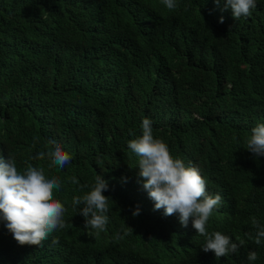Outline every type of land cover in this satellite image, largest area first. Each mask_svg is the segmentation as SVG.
<instances>
[{
	"label": "trees",
	"instance_id": "obj_1",
	"mask_svg": "<svg viewBox=\"0 0 264 264\" xmlns=\"http://www.w3.org/2000/svg\"><path fill=\"white\" fill-rule=\"evenodd\" d=\"M62 1L0 0V264H33L21 230L59 223L64 264L117 245L195 264L175 205L197 179L225 203L194 226L234 242L209 264H264V0L239 22L216 0H133L89 42Z\"/></svg>",
	"mask_w": 264,
	"mask_h": 264
},
{
	"label": "clouds",
	"instance_id": "obj_2",
	"mask_svg": "<svg viewBox=\"0 0 264 264\" xmlns=\"http://www.w3.org/2000/svg\"><path fill=\"white\" fill-rule=\"evenodd\" d=\"M133 0H63L60 7L68 14L73 25V35L76 39L89 42L102 35L111 25L127 20L128 17L137 19L131 8L130 2ZM216 0L215 5L221 13L228 19L236 22L245 20L252 12L258 8L259 0H232L227 5H222ZM263 1V0H262ZM264 2V1H263ZM151 24H163L164 19L155 15ZM145 20H140L137 29L146 31ZM18 28L10 29L7 34L16 33ZM37 44V39H35ZM190 196L183 194L181 200L175 205L178 214L192 216L195 224H208L213 216L223 207L225 201L223 194L214 190L209 182H199L198 179L190 185ZM146 198L148 195L143 194ZM235 214V210L229 212ZM109 217L105 213L101 219ZM195 224L184 227V231L191 232L190 250L197 253L198 261L195 264H209L214 259L222 260L229 256L222 255V248L232 245V238L217 230L209 229L202 231ZM63 230L61 223L56 224L54 230H44L45 235L39 236L31 229L21 230L23 235L19 236V249L25 251L33 264H64L69 253L58 242L57 238ZM85 255L93 256L90 259L83 257H73L71 264H168L163 254L152 258L141 255L135 249L125 248L121 245L114 247L92 249L88 251H77ZM251 259V258H250Z\"/></svg>",
	"mask_w": 264,
	"mask_h": 264
}]
</instances>
